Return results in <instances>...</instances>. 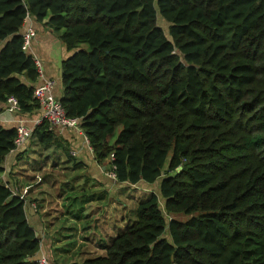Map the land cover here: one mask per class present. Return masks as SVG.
Listing matches in <instances>:
<instances>
[{
    "label": "trees",
    "instance_id": "16d2710c",
    "mask_svg": "<svg viewBox=\"0 0 264 264\" xmlns=\"http://www.w3.org/2000/svg\"><path fill=\"white\" fill-rule=\"evenodd\" d=\"M29 17L74 50L60 99L97 160L120 183L159 182L104 254L70 264H264V0H0V103L14 96L22 114L40 110ZM49 127L31 140L54 143ZM16 135L0 126V173ZM39 251L0 182V264Z\"/></svg>",
    "mask_w": 264,
    "mask_h": 264
},
{
    "label": "crops",
    "instance_id": "0c3cea01",
    "mask_svg": "<svg viewBox=\"0 0 264 264\" xmlns=\"http://www.w3.org/2000/svg\"><path fill=\"white\" fill-rule=\"evenodd\" d=\"M45 22L40 23L35 18L29 17L21 33L30 26L36 30L29 53L41 59L43 76L39 77L35 84H41L45 79L53 78L56 80V94L61 97L63 94L62 62L74 50H69L62 41L60 35L63 30H54L51 26L45 25ZM4 44L5 41L0 42V50ZM0 112V126L5 128L17 127L22 121L33 125L36 118L41 115L40 110L33 114L16 112L11 114L6 110V104L2 103H0ZM55 130L57 139L54 143L44 145L35 139H30L22 149L10 152L3 164L4 170L0 173V182L7 181L8 184L13 185L28 201L25 206L27 218L40 238V251L36 259L45 256L50 264H59L56 255L66 250L62 248L65 242L73 247L70 259L77 254L89 257L96 253L95 247L98 248L101 241L104 243L103 240L116 236L120 229L134 220V218L129 219L126 212L121 217L119 214L121 207L126 203L123 201L126 197L125 187L127 189L136 186L120 183L116 178L111 177L112 170L108 160L105 162L97 160L82 129L59 127ZM47 148H49V155L46 156V153L42 152ZM50 152L54 155L51 156ZM54 167L75 171L73 175L77 180L69 189L71 191L58 195V180L55 178V173L63 174V172L55 171ZM59 182L61 183V180ZM68 182L66 179L63 181V183ZM84 183L86 187L81 190L80 187ZM145 184L147 183L141 182L137 185L150 189ZM69 193L77 196L84 195L87 198L83 200L85 201L83 203L72 204L70 200L66 202ZM108 193H111L113 198L111 206L106 205L102 200ZM58 203L62 208H56ZM89 210L91 211L88 212ZM57 212L65 213L63 219H67L64 229L68 231V234L62 235L64 239L66 238L65 240H61L60 237L53 238V222L51 221L57 217ZM94 221L97 223L92 226L91 222ZM115 222H118L119 226L116 227ZM98 227L103 230V234L98 233L96 230ZM73 242H75L74 245H72Z\"/></svg>",
    "mask_w": 264,
    "mask_h": 264
},
{
    "label": "built area",
    "instance_id": "2783aa9c",
    "mask_svg": "<svg viewBox=\"0 0 264 264\" xmlns=\"http://www.w3.org/2000/svg\"><path fill=\"white\" fill-rule=\"evenodd\" d=\"M36 35V30L34 27L30 26L25 33L24 37V49L28 50L31 46V41ZM36 64L38 66L39 74L43 76V66L40 59L35 58ZM56 80L53 78L45 79L41 84H36L33 92L34 98L38 101L40 105L41 115L36 118L33 125H28L25 122H20L17 125V135L15 138V147L11 152H16L22 149L32 138L34 129L37 125L47 121L49 123L50 129H57L59 127L67 128V129H81L80 127V119L77 117H70L67 115L66 110L61 102V97L56 94ZM6 110L13 114L14 112L21 113V105L18 99L14 96L8 97L6 101ZM1 117V112H0ZM88 139V138H87ZM89 141V140H88ZM115 166H113V170L110 175L113 178H116V174L114 172ZM11 188L13 194L20 199L24 200L25 206L27 204V200L18 193L17 189L12 185L8 184L7 181L3 182ZM37 260V259H36ZM39 264H49L47 258L43 256V258L37 260Z\"/></svg>",
    "mask_w": 264,
    "mask_h": 264
},
{
    "label": "rangeland",
    "instance_id": "374dc122",
    "mask_svg": "<svg viewBox=\"0 0 264 264\" xmlns=\"http://www.w3.org/2000/svg\"><path fill=\"white\" fill-rule=\"evenodd\" d=\"M158 16H159V24L168 33L169 23L165 19H163L160 14ZM24 33L25 32H23V34ZM33 39L31 41V46H32ZM31 46H30V48H31ZM30 48H28V50H26V51H28V53H29ZM35 58L40 59L37 56H35L34 59ZM40 61H41V59H40ZM48 151H49V148L44 150L42 153H46V156H47V155H49ZM50 155L53 156L54 153L50 152ZM73 165H75V163ZM54 170L55 171L58 170V172H60V173L63 172V174L55 173V178L58 180V191H57L58 195L63 194L65 191H71L69 189L73 187L75 181L77 180L76 176L73 175L75 171L74 170H70V171L69 170L68 171L67 170H61V169H57L56 167H54ZM65 179L67 181H69V182L68 183H63V181ZM59 180H61V183L59 182ZM143 183H145V182H143ZM145 185L148 188H150V189H145L144 187H142L140 185H136L135 187H128L127 189H126L125 186H123V188L125 187L124 194L126 195V197L123 199V201H125L126 203H125L124 206L121 207V211H120L119 217L123 216L124 213L126 212L127 213V217H129V219L134 218V217L136 218V209H137V205L140 202V200L143 199L144 197L148 196L152 191H155V192L159 193V190H160L159 189V182L154 184V185H150V184H145ZM85 187L86 186H85V183H84V184H82L80 189L82 190ZM73 191L74 190L72 189V192ZM85 198H87V197L84 196V195H81V196L78 195L77 196L76 194L75 195H71V193H69V196H68L66 202H68V200H70L72 202V204H75L76 202L83 203V202H85V201H83ZM160 199H161V208H163V210H164V200H163L162 197ZM102 200H103V202H105L106 205H109V206L113 205V198H112V194L111 193H108L107 195H105ZM56 208H62V207L58 203L56 205ZM90 211L91 210H89L88 212H90ZM112 214H113V211H112ZM64 215H65V213L61 214V213L57 212V217L54 218L51 221V222H53V225H52L53 238H59L60 237L61 240H65L66 239V238L64 239L62 237V235H67L68 234V231L64 229V227L67 225V219L66 220L63 219ZM94 215H95V213H94ZM105 215H106V212H105ZM165 215H166V213H165ZM176 217H178L180 220H187L188 218H190L189 215L187 216V215H184V214H179ZM113 219H115V218H113ZM167 220H169L168 217H167ZM112 222H113V220H112ZM96 223H97V221L91 222V225L92 226H93V224L96 225ZM115 226L116 227L119 226V223L115 222ZM96 230L98 231L99 234H103V230L100 227H98ZM99 237H100V235H99ZM108 238H110V237H108ZM103 241H104V243H109L110 239L103 240ZM74 243L75 242H73L72 245H74ZM62 248L66 249V250H62L60 253H57V255H56L57 256V262L59 264H69L70 262L71 263L72 262L81 263L87 258H91V257H94V256H98V255L104 254V250L103 249H101L99 247L98 248L95 247V250H97L96 253H93L89 257L80 256V254H77V255L74 256V258L70 259V254L72 253L73 247L68 245V243L65 242L63 244ZM41 258H43V256L39 257V259H41Z\"/></svg>",
    "mask_w": 264,
    "mask_h": 264
}]
</instances>
